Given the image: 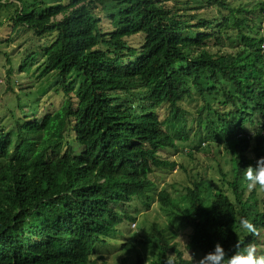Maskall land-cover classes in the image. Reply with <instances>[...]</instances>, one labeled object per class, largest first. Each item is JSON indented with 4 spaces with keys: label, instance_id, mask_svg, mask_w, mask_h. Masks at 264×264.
I'll list each match as a JSON object with an SVG mask.
<instances>
[{
    "label": "trees",
    "instance_id": "16d2710c",
    "mask_svg": "<svg viewBox=\"0 0 264 264\" xmlns=\"http://www.w3.org/2000/svg\"><path fill=\"white\" fill-rule=\"evenodd\" d=\"M15 1L13 31L56 35L41 54H26L20 70L43 60L40 77L56 76L55 94L65 107L52 112L53 105L32 122L18 119L14 132H6L0 116V264H92L96 249L114 240L125 221H135L119 208L147 195L155 169L183 168L167 152L179 144L190 158L211 152L213 144L201 148V134L218 144L226 138L234 199L216 192L206 204V181L195 178L186 187L187 210L172 216L191 229L190 250L205 255L220 243L232 255L237 240L241 248L258 247L264 190L249 189L243 169L264 156V0L239 8L196 0L198 8L216 9L221 17L215 18L181 14L155 0ZM101 5L109 31L96 13ZM139 34L144 42L136 49L127 39ZM12 73L10 67L7 92L15 94ZM73 74L82 81H68ZM33 94L24 93L28 103ZM194 95L203 105L192 115L181 103ZM15 96L7 110L17 105L29 116V104ZM158 202L164 209L178 205L168 191ZM242 216L255 224V234L239 228ZM152 228L146 242L157 253L153 264L169 255L173 264H191L178 242ZM124 248L135 250L131 243ZM134 264L144 262L138 257Z\"/></svg>",
    "mask_w": 264,
    "mask_h": 264
},
{
    "label": "rangeland",
    "instance_id": "374dc122",
    "mask_svg": "<svg viewBox=\"0 0 264 264\" xmlns=\"http://www.w3.org/2000/svg\"><path fill=\"white\" fill-rule=\"evenodd\" d=\"M30 1L33 0H28V2ZM155 1L161 6L173 9V11H179L181 14L199 15L209 18L221 17L216 9L207 8L206 4H203L204 7L198 8L201 4L196 0ZM11 2H14L15 5L17 3L15 0H1L0 2V23H4L3 26H0V116L2 115L1 118L6 132H14L16 130L18 119L32 122L42 117L46 110L51 109L53 105L57 106L50 110L52 112L57 110L58 108L56 107L58 106L60 109L65 107V105H62L64 99L55 94L57 89L56 76L45 75L40 77L39 68L43 60L32 64L25 71L20 70L21 64L26 59V54L32 52L41 54L42 49L45 46H49L55 40L56 35L41 38L28 29L21 28L18 32L13 31V23L10 19L14 15L16 7L12 6ZM57 2H62V0H57ZM225 2L236 8L251 7L253 5L252 0H225ZM96 13L102 20V27L109 31L111 20L105 7L101 5ZM230 19L232 22L234 21L233 17H230ZM127 41L136 49H139L144 42V36L139 34L127 39ZM39 59L41 58L39 57ZM9 60H11L12 64L8 62ZM10 67L13 68L11 86L15 94H21L22 105L29 104V116H23L22 108H17V105L14 108L15 112L11 113L7 110V105H10V102L13 103L16 99L14 93L7 92L6 75ZM68 81L80 83L82 79L77 74H73ZM29 92L34 94L28 103L23 95ZM202 105V100L198 95L185 98L181 103L182 109L191 112L192 115L193 111L195 112ZM220 109L228 110L224 106H221ZM14 114L16 119L13 118ZM158 115L160 120L167 118L165 109L158 110ZM170 132H173L172 128H170ZM173 136L180 143V134L176 132ZM200 138L204 145L213 144V148L208 149L211 152L209 154H198L197 152L190 158L182 144H179L180 148L178 150L167 152L169 159L183 165V168L174 170L155 169L153 174L150 175L154 182V187L148 191L150 198H135L130 202L128 209L124 210L131 213L132 217L136 219V225H134V222L123 223L119 227V235L114 240H109L110 242L108 241L107 244L101 245L96 249L91 259L92 264H101L103 262L107 264H124V261L127 264H134L138 257L142 259L144 264H153L157 260V253L147 244L146 239L153 232L152 227L155 225H158L166 232L171 242L179 243L184 257L191 264H197L199 259L204 256V253L189 249L188 243L191 229L181 222V218L172 215L173 213L180 214L182 210H187L188 204L184 198L186 187H191L192 180L195 178L206 181L204 192L206 204L212 202L213 194L216 192H225L230 198L234 199L232 191L228 188V182L232 181L231 170L234 168V163L232 164V159L226 149L225 137H222L220 144L216 146L210 141L212 140L211 138H204V134H201ZM72 144L75 147H79L74 141H72ZM161 191H168L178 205H175L176 207L174 208H162L158 202V194ZM262 198H264V194L260 197V199ZM147 203L150 204L149 208L146 206ZM126 243L133 244L135 250L124 248ZM259 244L257 250L264 253V237L259 241Z\"/></svg>",
    "mask_w": 264,
    "mask_h": 264
},
{
    "label": "clouds",
    "instance_id": "9594fccd",
    "mask_svg": "<svg viewBox=\"0 0 264 264\" xmlns=\"http://www.w3.org/2000/svg\"><path fill=\"white\" fill-rule=\"evenodd\" d=\"M249 134L250 137L254 136V132H249ZM214 144L215 146L219 145L216 142ZM204 146L205 145L202 144L201 148ZM243 180L249 189L258 188L259 190H264V156L259 157L255 161V166L249 165L246 169H243ZM135 198H150V196L147 192V195L143 197L134 196L132 200ZM132 200L127 202L122 209H120V207V211L128 209ZM146 206L148 207L150 204L147 203ZM135 221L125 222H134V225H136ZM239 228L253 234L257 231L255 224L243 216L240 217ZM235 247L237 251H235L232 255H227L222 245L220 243H216L212 251L206 253L202 258H200L197 264H264V254H257V247L254 243L249 242L246 246L241 248L239 240H237ZM171 256L172 255H169L164 259V264H173Z\"/></svg>",
    "mask_w": 264,
    "mask_h": 264
}]
</instances>
